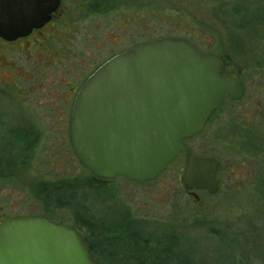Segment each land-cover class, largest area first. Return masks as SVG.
Masks as SVG:
<instances>
[{
	"label": "water",
	"instance_id": "water-1",
	"mask_svg": "<svg viewBox=\"0 0 264 264\" xmlns=\"http://www.w3.org/2000/svg\"><path fill=\"white\" fill-rule=\"evenodd\" d=\"M59 4L0 0V38L29 35ZM222 70L220 58L176 38L143 43L105 62L75 99L71 135L81 165L98 179L147 182L183 153L185 189L216 194L220 163L194 156L185 139L202 132L226 94L241 97L239 77ZM0 264L98 262L80 232L43 216L0 222Z\"/></svg>",
	"mask_w": 264,
	"mask_h": 264
},
{
	"label": "flooded vegetation",
	"instance_id": "flooded-vegetation-1",
	"mask_svg": "<svg viewBox=\"0 0 264 264\" xmlns=\"http://www.w3.org/2000/svg\"><path fill=\"white\" fill-rule=\"evenodd\" d=\"M111 2L60 0L57 10L41 28L12 41L0 38V102L5 98L13 106L0 104V140L6 139L12 163L20 161L32 170L31 161L39 157L46 161L49 158L53 166L57 164L67 169L68 164H75L77 168L79 159L73 148L71 127L74 103L81 86L111 58L162 38L187 40L204 55L221 59L225 69L220 72L222 76L228 72L239 77L243 88L241 97L234 99L226 94L205 128L217 117L215 139H220L222 132L229 128L235 142L239 143L243 137L247 144L251 142L254 148L264 150L260 146L264 145V91L245 100L249 92L243 78L244 69L233 68L234 65L264 67V0H119L116 6L121 10L120 21L115 25L119 35L107 38V43L112 44L107 46L101 42L105 36L95 38L94 33H105L109 28L105 22L96 26L93 19L107 17ZM144 2L147 3L145 8ZM210 2L218 5L217 14L210 20L198 17L201 14L197 10ZM222 7L230 9L225 16ZM144 10L150 12V17L166 12L170 21L163 28L172 35L154 36L158 27L153 28L152 24L144 30ZM70 33L82 34L85 38L76 39V46L72 48L75 53L71 50L67 54L66 39ZM15 51L23 56L22 64L15 58ZM95 53L100 55L94 57ZM80 64L90 65L89 70H81ZM226 102L230 105L225 106ZM228 109L231 117L224 116ZM16 114L24 117H16ZM235 144L232 143L231 148L239 156L242 151ZM250 157L255 159L254 155ZM181 158H185L183 154L177 160ZM216 160L220 163L217 179L221 184L223 166ZM36 171L32 170L34 175H37ZM259 171L258 176H261L264 165ZM72 172L71 185L62 181L64 185L58 186L60 193H71V196L76 193L77 177H73ZM239 172L248 175L247 171ZM59 174L63 175V172ZM43 216L63 224L54 216ZM6 219L0 213V222ZM109 252L105 256H109Z\"/></svg>",
	"mask_w": 264,
	"mask_h": 264
},
{
	"label": "rangeland",
	"instance_id": "rangeland-1",
	"mask_svg": "<svg viewBox=\"0 0 264 264\" xmlns=\"http://www.w3.org/2000/svg\"><path fill=\"white\" fill-rule=\"evenodd\" d=\"M111 1V12L107 17L94 18V22L90 20L96 26H102L105 22L106 28H109L106 32L104 30L105 33H102L103 31L94 33L95 38L103 39L105 36L101 42L107 46L112 45L107 43V38H111L113 34L119 35L115 25H119L121 14V10L116 6L119 0ZM143 4L145 8L147 3ZM217 9L218 5L210 2L204 8L197 10L201 14L198 17L213 19ZM222 9L224 16L230 10L228 7ZM168 21L170 19L166 12L158 17H150L148 10L143 12V29H147L151 24L153 28L158 27V33L154 36L172 35L163 28ZM193 32L197 34V30ZM78 38L83 39L85 35L77 33L68 35L67 54L76 46ZM72 51L75 53L74 49ZM98 55L100 54L95 53L94 57ZM15 58L21 64L24 62L23 56L16 51ZM80 66L81 70L90 68V65L86 64ZM233 68L244 69L243 78L246 90L249 92L245 100L250 99L251 95L262 94L264 71L260 69L264 70V67L234 65ZM1 103L5 106L11 105L5 98L1 99ZM229 105L230 102H226L225 106ZM225 111L224 116L231 117L229 109ZM15 116L24 117L18 114ZM217 124L218 119L214 117L202 133L187 141L188 147L196 156L216 158L223 166L218 192L212 195L206 191L196 190L198 199L185 189L182 182L184 166L182 158L179 162L171 164L155 181L149 183L135 182L124 176H117L112 180L104 181L106 184L104 187H91V184L86 183L90 180V172L80 162L77 168L75 164H71L73 167L68 164L66 169L57 164L50 165L49 158L46 161L36 157L31 163H33L32 170L36 169L37 175H34L25 163L20 161L12 163L7 150V141L2 138L0 140V213L3 218L49 214L64 225L77 229L82 236L91 238L90 243L95 244L99 241L105 242L104 235L100 236L98 233L90 235L88 230L77 222L73 212L93 222L94 227L98 226L100 221L116 220L123 227L131 221L127 226L132 227L130 229L132 234H129L131 239L148 237L150 246H154L153 240L160 241V244L175 241L176 246L174 250L172 249V254L177 255L181 261L184 259L188 264H264V172L258 176L260 167L264 165V150L254 148L251 142L250 145L247 144V140L243 137L239 143L235 142L229 128L222 132L224 134L220 139L217 137L215 139L214 129ZM232 143H236L235 146L241 148L242 154L238 156L234 153L231 148ZM255 144L258 145V142L256 141ZM260 146L264 149V145ZM251 155H254L255 159L251 158ZM70 169L73 171V177H77L78 191L74 201L69 195H65V198L64 195L56 192L62 181L71 185ZM241 170L247 171L248 175L239 172ZM60 172H63V175H60ZM64 198L65 204H55L56 201H63ZM90 211L94 213V217L96 215V219L101 220L98 219L96 223V219L91 218V213H88ZM103 242H100L101 247ZM134 246L136 245L130 244L128 247L126 243L121 242L109 244L107 250L115 253L110 258L109 256L102 258L96 247L95 254L90 250L98 264H126L125 256L127 252L134 251ZM140 246L139 244L138 247ZM254 246L257 251L251 252ZM102 248L104 249L105 245ZM168 264L181 263L173 261Z\"/></svg>",
	"mask_w": 264,
	"mask_h": 264
},
{
	"label": "trees",
	"instance_id": "trees-1",
	"mask_svg": "<svg viewBox=\"0 0 264 264\" xmlns=\"http://www.w3.org/2000/svg\"><path fill=\"white\" fill-rule=\"evenodd\" d=\"M176 162H179V160H176ZM90 172V171H89ZM90 180H88L86 183L91 184V187H104L105 182L103 180H100L96 177H94L91 172H90V176H89ZM81 189V188H80ZM79 189V191H80ZM106 189V188H105ZM76 193L74 195L71 196V193H61L62 195H64V197L66 198L65 195H69V197L71 198L72 201H74V199L76 198ZM56 192H59L58 190ZM69 192V191H68ZM60 193V192H59ZM64 198L63 201H56L55 204L59 205V204H65L66 199ZM49 200L50 197H49ZM89 210V209H88ZM75 215V218L77 220V222H80V225H82V228H86L88 230V233L90 235H93L95 233H98L100 236L104 235V241H99L96 244L95 243H90V239L89 237H84L87 245L89 246V248L92 250L93 254L96 253L95 247L97 248L98 252L101 253L102 258H104L105 253L109 252L107 249L109 248V244L112 243H123L129 247V245H136L134 246V251H129L127 252V255L125 256L126 258L124 260H126V264H168L170 262H180L181 264H188L184 259L179 260L177 255L172 254V249L174 250L175 248V241H170L168 244H160L161 242L158 240H153L154 246H150V240L148 241V237H141L140 239L135 238L131 239L129 237V234H132L130 231V229L132 227H127L129 223H131V221L123 227V225L120 224L119 221H100V224L96 227H94L93 222H91L90 220H85L84 218H82L81 216H78L77 213L73 212ZM89 214L91 213V218H97L96 215L94 217V213H92V211L88 212ZM99 219V218H98ZM96 219V223L98 222ZM101 220V219H99ZM107 223V224H106ZM75 228V227H74ZM126 228V229H124ZM89 236V235H88ZM91 237V236H90ZM92 240V239H91ZM102 243V247L105 248L103 249L101 247V243ZM142 243V244H141ZM139 244L141 245L140 247ZM113 247V246H112ZM153 251H155V253H153ZM257 251L256 246H254V248L251 250V252H255ZM110 253V252H109ZM139 255H136L138 254ZM112 257V253H110L109 258ZM108 258V260H109Z\"/></svg>",
	"mask_w": 264,
	"mask_h": 264
}]
</instances>
